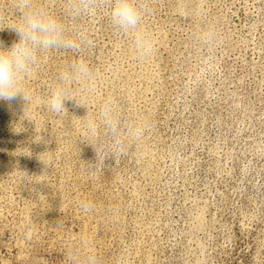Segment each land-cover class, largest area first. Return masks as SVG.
<instances>
[{
	"label": "rangeland",
	"instance_id": "1",
	"mask_svg": "<svg viewBox=\"0 0 264 264\" xmlns=\"http://www.w3.org/2000/svg\"><path fill=\"white\" fill-rule=\"evenodd\" d=\"M37 3L91 44L42 54L29 104L0 100V264H64L81 242L103 264H264V0H138L146 59L106 7L74 19L70 0ZM15 19L0 0V28ZM17 40L0 30L5 48ZM78 59L94 79L71 95L87 107L69 100L55 115L50 89ZM106 100L122 153L100 126Z\"/></svg>",
	"mask_w": 264,
	"mask_h": 264
},
{
	"label": "clouds",
	"instance_id": "2",
	"mask_svg": "<svg viewBox=\"0 0 264 264\" xmlns=\"http://www.w3.org/2000/svg\"><path fill=\"white\" fill-rule=\"evenodd\" d=\"M103 7L107 8V18L112 28L118 34L132 38L137 58H148L153 46L142 31V24L149 9L141 7L138 0H70L68 13L74 19L94 17ZM11 8L16 19L0 30L7 28L15 32L18 40L8 48L0 41V100L11 102L19 96L29 104L32 97L24 88V81L31 76L42 54L53 50H81L90 46L91 41L80 28L73 27L70 30L63 19L39 5L37 0H11ZM92 79L94 73L90 67L82 59L74 61L66 71L59 74L57 83L50 89L46 108L55 115L67 111L65 101L77 102L71 95V83H83ZM100 126L105 135L110 137L113 149L122 153L125 145L121 121L111 100H106L101 106ZM148 127V123L144 121L129 126V144L139 140ZM87 130L90 135H96L99 126L95 121H88ZM81 208L88 213L93 206L83 203ZM64 264H103V261L91 243L81 242L79 246L69 245L66 248Z\"/></svg>",
	"mask_w": 264,
	"mask_h": 264
}]
</instances>
